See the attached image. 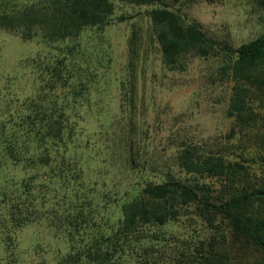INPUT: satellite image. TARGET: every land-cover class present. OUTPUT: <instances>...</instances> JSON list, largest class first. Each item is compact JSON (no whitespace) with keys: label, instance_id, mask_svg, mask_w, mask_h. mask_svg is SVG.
Instances as JSON below:
<instances>
[{"label":"trees","instance_id":"16d2710c","mask_svg":"<svg viewBox=\"0 0 264 264\" xmlns=\"http://www.w3.org/2000/svg\"><path fill=\"white\" fill-rule=\"evenodd\" d=\"M183 1L0 0V30L48 48L27 64L28 91L16 94L10 78L0 90V264H21L20 234L32 225L66 243L54 264H264V31L233 48L186 21ZM117 3L146 6L162 66L220 60L226 129L170 142L162 165L135 116L134 24L119 116H101L106 28L128 18L115 16ZM92 114L102 165L84 133Z\"/></svg>","mask_w":264,"mask_h":264},{"label":"rangeland","instance_id":"374dc122","mask_svg":"<svg viewBox=\"0 0 264 264\" xmlns=\"http://www.w3.org/2000/svg\"><path fill=\"white\" fill-rule=\"evenodd\" d=\"M146 6L117 3L115 16L128 18L116 20L106 28V38L112 61L108 67V83L101 97L102 118L119 116V83L125 77L128 40L133 24L142 37V54L138 61L137 118L147 122L150 151L155 154V165H162L171 152V143L177 144L187 135L194 139H206L223 132L228 124L225 101L222 98L223 82L218 74V59L193 57L186 69L174 71L162 66L159 53L148 39L149 20L143 13ZM186 21L196 20L205 33L233 48L249 41L264 31L259 0H190L180 5ZM48 48L35 40L24 41L20 37L0 30V90L8 78L12 89L23 95L31 84V58L46 53ZM107 81V82H106ZM94 114L86 115L91 145L92 164H101L106 157L105 138L94 135L97 130ZM96 133V132H95ZM104 139V140H102ZM102 161V162H101ZM116 166L120 162L116 161ZM67 248L66 243L52 235L43 226L32 225L20 234L19 252L21 264H54Z\"/></svg>","mask_w":264,"mask_h":264}]
</instances>
